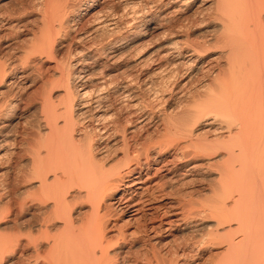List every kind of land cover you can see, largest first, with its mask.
I'll return each mask as SVG.
<instances>
[{
    "label": "bare ground",
    "instance_id": "bare-ground-1",
    "mask_svg": "<svg viewBox=\"0 0 264 264\" xmlns=\"http://www.w3.org/2000/svg\"><path fill=\"white\" fill-rule=\"evenodd\" d=\"M35 1L0 14L36 23L0 63V264H264V0Z\"/></svg>",
    "mask_w": 264,
    "mask_h": 264
},
{
    "label": "rangeland",
    "instance_id": "rangeland-1",
    "mask_svg": "<svg viewBox=\"0 0 264 264\" xmlns=\"http://www.w3.org/2000/svg\"><path fill=\"white\" fill-rule=\"evenodd\" d=\"M200 1H203V3H205L206 4V7H208V9H209V7H211V6H209L210 5V2H211V0H199V2ZM208 1V2H207ZM34 2H36L35 0H0V14H4V15H7V14H10V13H13V12H18L19 14L22 12L21 11V9L23 8V7H27V5L28 6H33V3ZM207 2V3H206ZM208 4V5H207ZM22 14V13H21ZM192 15V14H191ZM24 19H26L28 22H25V23H23L22 24V26H21V30H23V31H21V33L19 32V30H17V31H15V29H12V30H10V29H6L4 26H2V27H0V31H2V33H1V35H3V34H6L5 36L3 35L2 37H1V39H0V43L2 44V46H1V49H0V63H5V62H11L12 60H14L15 59V57H16V55H17V52L20 50L18 47H23V44H21V43H24V38H23V36L27 33V31H30V30H32V31H36V29H35V27H36V23L33 21V22H30L29 20H33V16L32 17H30V18H26V16H24V17H22V20L24 21ZM20 27V26H19ZM22 27H23V29H22ZM27 28H29V29H27ZM34 28V29H33ZM27 30V31H26ZM205 30V31H204ZM11 31V32H10ZM201 32H206V29L205 28H201L200 30L199 29H197V30H195V31H191L190 33H189V38H190V40H192V42L193 43H197L196 41H198V42H201L202 40L204 41L209 35L208 34H211V33H207L206 35H205V33L204 34H202ZM23 35V36H22ZM208 35V36H207ZM204 36L206 37V38H204ZM204 38V39H203ZM21 41H23V42H21ZM61 42V43H60ZM61 44L63 45V44H65V40H61V41H58L57 42V48H56V51H57V54L55 55V56H52V58H55V59H52V58H50L49 59V57H48V59L47 60H49V61H47L46 59H45V57L43 58L44 60H46L47 62H45L44 64H43V67H41V70L40 71H44V72H42V73H50L51 71H52V69L53 68H55L54 66H55V64H56V62L55 61H59V59H60V57H61V55H62V46H61ZM20 45H22V46H20ZM60 45V46H59ZM8 46V47H7ZM7 47V48H6ZM60 52V53H59ZM15 54V55H14ZM205 55H207V56H205V57H207L208 59H211L212 61H214V52H213V50H210V51H208ZM47 58V57H46ZM213 63V62H212ZM53 65V66H52ZM46 66V67H45ZM50 68V70L49 69H47V68ZM38 68V67H37ZM52 68V69H51ZM39 71V70H38ZM41 73V72H40ZM37 82H38V80H37ZM35 83L34 84V86H32V87H30V88H28V89H26L25 91H22L24 94H26V95H24V94H19L20 96H22L21 98H22V100H23V98H24V100L23 101H21L19 104H18V106L16 107V108H13L10 112L11 113H9L10 115H11V117H14V121H13V123H12V125L11 126H13V129L14 130H12V127L10 126V130L12 131L11 132V134H14V135H16L17 137L19 136V134H21L24 130H28L29 129V127H30V124H32V121H33V117H32V115H31V109H32V107H35V106H33V104L35 105V103H33L34 101H37V102H39V92H38V88H39V83ZM194 89L192 88H189V90L187 89L186 91L187 92H189V91H193ZM39 93V94H37V95H35L36 93ZM32 93H33V95L34 96H38V97H35L34 98V100H33V95H32ZM28 95V96H27ZM30 95V96H29ZM26 96L29 98V97H31V96H33L32 97V99H30V100H27L26 101V99H28V98H26ZM26 98V99H25ZM33 100V101H32ZM30 101V102H29ZM24 105H23V104ZM191 104V103H190ZM30 105H32V106H30ZM31 107V108H30ZM157 114H160V112L159 113H157ZM197 123V124H196ZM195 124V125H194ZM199 125H201V126H199ZM204 125H206V123L205 122H195V123H193V125L191 124V126H190V129H192V131H193V137H196V138H198V137H200L201 136V133H198V132H202V129L205 127ZM198 126V127H197ZM191 127H195L194 129L193 128H191ZM202 127V128H201ZM196 130V131H195ZM15 131V132H14ZM197 132V133H196ZM164 133V132H163ZM200 134V135H199ZM171 137H173V135H171ZM204 167V166H203ZM214 171H212V172H210V174H209V172L208 171H204L203 173H202V171L200 170V175L201 176H207V174L209 175V176H207L208 177V182L209 183H211V180H212V178L214 177V175L213 174H211V173H213ZM201 181V179L199 178V179H197V181L196 182H194V181H192V184H191V186L192 187H189L190 185H189V183L191 182V181H188L187 183H188V185L187 184H185L186 186L183 188V190L185 191V192H189V193H191V192H193L192 190H198L197 192H199L200 191V189H204V187H206L207 188V184L209 185V183H206V182H204V183H206V185L203 183V182H200ZM207 180V178L205 179V181ZM213 182V181H212ZM194 183V184H193ZM196 183V184H195ZM201 183V184H200ZM202 184H204V185H202ZM193 186H195V187H193ZM197 186V187H196ZM190 188V189H188V188ZM178 188V187H177ZM177 188H175L176 190H177ZM192 188V189H191ZM194 188V189H193ZM197 188V189H196ZM187 191H186V190ZM189 190H191V191H189ZM194 190V192H196ZM196 196V195H195ZM76 202V204H80L81 202H82V200L81 201H79V200H77V201H75ZM77 202H79V203H77ZM73 204H75V203H73ZM80 207L79 206H77L76 207V205H75V209L76 210H78ZM84 208L85 209H83L82 210V217H85V216H87V215H84V214H87V213H84V211H86V207L84 206ZM79 210H81V209H79ZM78 210V211H79ZM89 212V211H88ZM155 213H158V211L157 210H155ZM115 219H116V217H114ZM114 218H110L111 219V222L113 223V224H115V221L116 220H114ZM129 222H131L130 224L128 223V226H125V227H123L124 229H122V230H124V232L125 233H127V236L129 237V233H130V235H131V232H134V230H135V225H136V222H134V221H129ZM119 223L120 222H118L117 223V225H119ZM133 223V224H132ZM125 225H127L126 223H124ZM123 224V225H124ZM134 226V227H133ZM121 227V226H120ZM133 229V230H132ZM129 232V233H128ZM184 232V233H183ZM182 233L180 232H171V233H169V235H168V238L166 237V238H163L164 239V242H167V243H169V244H165L164 246H162V247H160V249L161 248H163V249H161V250H159V251H161V253H162V255L165 257H167V255L166 254H168V249L170 250H172V247H176V245L175 244H178V243H180L181 241H183V239H186V238H184V237H188L189 235H190V232H189V230L187 229V230H184ZM11 233H14V232H11ZM58 232H53V235L55 234H57ZM187 235H186V234ZM189 233V234H188ZM23 234H26V232L25 233H23ZM172 235H178V236H174L173 238H171V236ZM180 235V236H179ZM134 236H138V235H134ZM183 236V237H182ZM194 236H195V234H194ZM165 237V236H164ZM177 237V238H176ZM182 238L181 239V241H180V238ZM133 238V237H132ZM178 241V243L175 241ZM179 239V240H178ZM174 240V241H173ZM169 241V242H168ZM180 241V242H179ZM172 242H174L173 244H172ZM140 244V242L138 243V245ZM170 244H172V246L170 245ZM169 246H171V247H169ZM169 247V248H168ZM165 248H167V250H164ZM143 250V247L142 248H138V249H136V248H134L133 249V251H131L130 252V254L132 255V254H134V252L136 253L137 251H139V250ZM174 249V248H173ZM137 250V251H136ZM140 250V251H141ZM144 251V250H143ZM143 251H141V252H143ZM166 251H167V253H166ZM125 252V250L121 253V254H126V253H124ZM133 252V253H132ZM164 253V254H163ZM220 255V250H217V249H214V250H212V254L211 255ZM205 259V260H204ZM207 262H209V263H207ZM214 262V259H212V257H210L209 256V254L207 253V254H205L204 256H202V258H201V260H200V262L199 263H201V264H211V263H213Z\"/></svg>",
    "mask_w": 264,
    "mask_h": 264
}]
</instances>
